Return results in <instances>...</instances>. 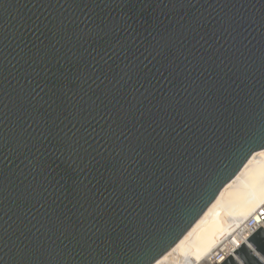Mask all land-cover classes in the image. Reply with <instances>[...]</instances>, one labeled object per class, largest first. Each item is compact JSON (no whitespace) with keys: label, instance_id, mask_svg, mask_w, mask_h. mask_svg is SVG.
Returning <instances> with one entry per match:
<instances>
[{"label":"water","instance_id":"obj_1","mask_svg":"<svg viewBox=\"0 0 264 264\" xmlns=\"http://www.w3.org/2000/svg\"><path fill=\"white\" fill-rule=\"evenodd\" d=\"M262 148L264 0H0V264H152Z\"/></svg>","mask_w":264,"mask_h":264},{"label":"bare ground","instance_id":"obj_2","mask_svg":"<svg viewBox=\"0 0 264 264\" xmlns=\"http://www.w3.org/2000/svg\"><path fill=\"white\" fill-rule=\"evenodd\" d=\"M263 203L264 148L249 157L187 233L152 264H211L223 238Z\"/></svg>","mask_w":264,"mask_h":264},{"label":"built area","instance_id":"obj_3","mask_svg":"<svg viewBox=\"0 0 264 264\" xmlns=\"http://www.w3.org/2000/svg\"><path fill=\"white\" fill-rule=\"evenodd\" d=\"M260 227H264V203L252 215L243 219V221L233 229L231 235L223 238L220 250L215 251V253L211 255V264H221L230 255L237 258L234 251L244 242L249 245L248 238ZM258 256L261 257V255Z\"/></svg>","mask_w":264,"mask_h":264}]
</instances>
